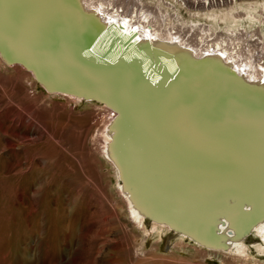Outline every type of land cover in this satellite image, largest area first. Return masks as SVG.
Masks as SVG:
<instances>
[{
  "label": "bare ground",
  "instance_id": "6f19581e",
  "mask_svg": "<svg viewBox=\"0 0 264 264\" xmlns=\"http://www.w3.org/2000/svg\"><path fill=\"white\" fill-rule=\"evenodd\" d=\"M128 5L0 0V60L109 113L101 155L138 230L239 261L249 234L263 255L264 1ZM20 86L0 79L11 100Z\"/></svg>",
  "mask_w": 264,
  "mask_h": 264
},
{
  "label": "rangeland",
  "instance_id": "374dc122",
  "mask_svg": "<svg viewBox=\"0 0 264 264\" xmlns=\"http://www.w3.org/2000/svg\"><path fill=\"white\" fill-rule=\"evenodd\" d=\"M256 1L264 0H239ZM8 65L0 60V79L21 86L12 100L0 91V264H264L254 248L263 242L253 235L245 236L250 259L239 261L179 248L189 242L175 232L152 231L150 222L138 230L114 166L101 155L99 130L109 113L49 92ZM5 100L12 101V113Z\"/></svg>",
  "mask_w": 264,
  "mask_h": 264
},
{
  "label": "water",
  "instance_id": "95a60500",
  "mask_svg": "<svg viewBox=\"0 0 264 264\" xmlns=\"http://www.w3.org/2000/svg\"><path fill=\"white\" fill-rule=\"evenodd\" d=\"M83 95H84V97H87V96H88V95H86V94H84V93H83ZM93 98L95 99V96H94ZM100 100H101V101H105L106 98L102 97Z\"/></svg>",
  "mask_w": 264,
  "mask_h": 264
}]
</instances>
